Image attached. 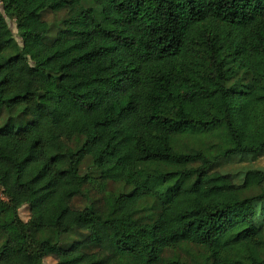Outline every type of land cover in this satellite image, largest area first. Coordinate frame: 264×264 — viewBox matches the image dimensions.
Returning a JSON list of instances; mask_svg holds the SVG:
<instances>
[{
  "label": "trees",
  "instance_id": "obj_1",
  "mask_svg": "<svg viewBox=\"0 0 264 264\" xmlns=\"http://www.w3.org/2000/svg\"><path fill=\"white\" fill-rule=\"evenodd\" d=\"M0 2V264H264V170H219L264 156V0ZM207 177L234 200L170 236Z\"/></svg>",
  "mask_w": 264,
  "mask_h": 264
},
{
  "label": "rangeland",
  "instance_id": "obj_2",
  "mask_svg": "<svg viewBox=\"0 0 264 264\" xmlns=\"http://www.w3.org/2000/svg\"><path fill=\"white\" fill-rule=\"evenodd\" d=\"M67 16L66 11H61L59 13L47 12L44 15V19L52 24L54 32L58 31L62 28V20ZM0 29H9L11 30L16 39L20 41L18 36L17 25L14 20H11L4 13L2 3L0 2ZM35 107V106H34ZM36 108V107H35ZM40 119L42 122L44 121H53L59 117H63L65 115L64 110L60 109L56 111L52 115H48L43 111H39ZM248 169H259L264 170V156L253 159L251 157L244 158H234L225 163L224 166H220L219 170L223 173H241ZM82 174H90L95 176L97 174L96 169L93 166V163L90 159L86 160L81 169ZM123 190V187L120 185L110 184L108 187V191L111 192H120ZM0 197L2 194L0 193ZM3 198V197H2ZM100 195L98 192V188L95 186L92 192H90L89 196L79 198L75 201L74 205L78 208H83L86 205H89L92 200L99 199ZM233 195L228 190L227 183L225 181H214L210 177H207L203 180V185L198 194L188 195L186 197H182L177 201L176 206L168 213L167 215V223H168V233L170 236L177 234L178 227L183 223L184 219L181 218L183 213L187 210H193L197 208L202 203H207L210 201L217 202L219 204H225L229 201H233ZM245 211H243L239 217L244 216ZM19 216L21 220L28 221L30 212L28 207H24L19 211ZM9 219L12 220L13 216L9 214ZM12 233L16 236L17 239H21L24 248H27V243L22 240L19 234L11 228ZM186 235L192 238H198L199 233L194 230V227L186 233ZM23 259L28 264H33L32 257L26 253L23 256ZM54 258H48L46 260V264H54Z\"/></svg>",
  "mask_w": 264,
  "mask_h": 264
}]
</instances>
